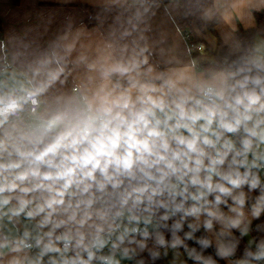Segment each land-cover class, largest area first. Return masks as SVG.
<instances>
[{
  "label": "clouds",
  "instance_id": "obj_1",
  "mask_svg": "<svg viewBox=\"0 0 264 264\" xmlns=\"http://www.w3.org/2000/svg\"><path fill=\"white\" fill-rule=\"evenodd\" d=\"M18 7L0 264H264V0Z\"/></svg>",
  "mask_w": 264,
  "mask_h": 264
},
{
  "label": "crops",
  "instance_id": "obj_2",
  "mask_svg": "<svg viewBox=\"0 0 264 264\" xmlns=\"http://www.w3.org/2000/svg\"><path fill=\"white\" fill-rule=\"evenodd\" d=\"M39 2L48 3L49 0H39ZM23 4L24 8L31 6V0H0V19L2 31L13 23L14 14L22 9L18 5Z\"/></svg>",
  "mask_w": 264,
  "mask_h": 264
},
{
  "label": "trees",
  "instance_id": "obj_3",
  "mask_svg": "<svg viewBox=\"0 0 264 264\" xmlns=\"http://www.w3.org/2000/svg\"><path fill=\"white\" fill-rule=\"evenodd\" d=\"M0 31H2L1 19H0Z\"/></svg>",
  "mask_w": 264,
  "mask_h": 264
}]
</instances>
